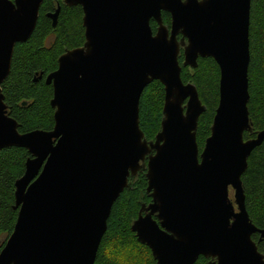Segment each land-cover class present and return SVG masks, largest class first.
Masks as SVG:
<instances>
[{
	"label": "water",
	"instance_id": "95a60500",
	"mask_svg": "<svg viewBox=\"0 0 264 264\" xmlns=\"http://www.w3.org/2000/svg\"><path fill=\"white\" fill-rule=\"evenodd\" d=\"M42 1L0 0V150L17 146L30 154L14 182L17 217L0 264H94L112 205L140 170L151 201L131 230L156 264H193L200 255L210 264H264L251 237L264 238V230L249 218L241 183L264 140V130L243 137L252 133L251 0H62L81 6L85 39L61 53L45 78L52 128L20 132L1 84ZM59 12L57 4L46 13L53 27ZM181 49L182 66L211 57L219 68L218 104L201 151L196 129L206 107L195 85L181 79ZM153 80L164 88L163 116L148 141L139 100Z\"/></svg>",
	"mask_w": 264,
	"mask_h": 264
},
{
	"label": "trees",
	"instance_id": "16d2710c",
	"mask_svg": "<svg viewBox=\"0 0 264 264\" xmlns=\"http://www.w3.org/2000/svg\"><path fill=\"white\" fill-rule=\"evenodd\" d=\"M57 4H60V12L53 27L46 13L54 11ZM82 16L80 5L67 6L62 0H43L33 32L26 41L15 44L10 71L1 90L6 112L17 121L20 132L52 128L54 109L49 103L52 86L45 83V76L57 67L61 53L83 44ZM161 16L169 27L170 14L162 11ZM150 26L155 32L157 24L153 19ZM249 56L247 106L252 133L244 131L245 139L264 130V0L250 2ZM182 57L180 51L181 79L195 85L206 107L198 118L196 129V142L201 151L218 104L219 68L211 57H199L194 68L182 66ZM39 73L41 77L33 80ZM163 99L164 88L158 80L149 83L141 93L139 126L148 141L154 139L160 128ZM29 156L22 147L10 146L0 150V250L16 221L14 182L23 174ZM241 183L249 218L257 228L264 230V140L249 155ZM146 185L145 170H140L131 180L130 187L124 188L113 203L94 264H155L149 247L139 243L130 228V222L137 217L141 205L151 201ZM251 237L264 255V238L260 239L258 233ZM210 261L200 255L193 264H210Z\"/></svg>",
	"mask_w": 264,
	"mask_h": 264
},
{
	"label": "rangeland",
	"instance_id": "374dc122",
	"mask_svg": "<svg viewBox=\"0 0 264 264\" xmlns=\"http://www.w3.org/2000/svg\"><path fill=\"white\" fill-rule=\"evenodd\" d=\"M179 36H181V35H180V34L178 35V39L180 38ZM181 52H182V49H181ZM182 56H183V54H182ZM182 61H183V57H182ZM163 100H164V99H163ZM162 107H163V104H162ZM161 111H162V110H161ZM162 116H163V115L161 114V119H162ZM160 121H161V120H160ZM210 125H211V124H210ZM209 129H210V126H209ZM159 130H160V128H159ZM159 130H158V131H159ZM158 131H157V132H158ZM157 132H156V133H157ZM209 134H210V133H209ZM155 135H156V134H155ZM154 137H155V136H154ZM229 196H230V198H233V190H232L231 188L229 189ZM132 222H133V221L130 222V226L132 225ZM130 228H131V227H130ZM3 238H4V237H2L1 240H3ZM138 242H139V241H138ZM139 243H140V242H139ZM141 244H142V243H141ZM144 245H145V244H144Z\"/></svg>",
	"mask_w": 264,
	"mask_h": 264
},
{
	"label": "flooded vegetation",
	"instance_id": "af4514ba",
	"mask_svg": "<svg viewBox=\"0 0 264 264\" xmlns=\"http://www.w3.org/2000/svg\"><path fill=\"white\" fill-rule=\"evenodd\" d=\"M56 68H57V67H56ZM56 68H55V69H56ZM55 69H54V70H55ZM54 70H52V71H54ZM50 72H51V71H50ZM50 72H48V73H50ZM48 73H47V74H48ZM47 74H46V76H47ZM46 76H45V78H46ZM40 77H41V73H39L37 76H34L33 80H38ZM44 81H45V80H44ZM49 85H51V84H49ZM51 86H52V85H51ZM148 203H149V202H148ZM148 203H146V204H148ZM143 204H145V203H143ZM143 204H142V205H143ZM146 204H145V205H146ZM139 210H140V209H139ZM138 212H139V211H138ZM142 214H144V211H142ZM137 215H138V214H137ZM155 264H156V262H155Z\"/></svg>",
	"mask_w": 264,
	"mask_h": 264
}]
</instances>
